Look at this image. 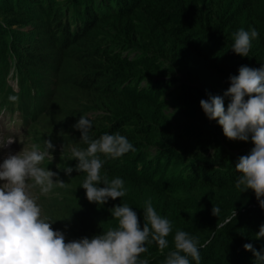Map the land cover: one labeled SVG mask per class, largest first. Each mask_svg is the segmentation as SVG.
Returning <instances> with one entry per match:
<instances>
[{"label": "trees", "instance_id": "1", "mask_svg": "<svg viewBox=\"0 0 264 264\" xmlns=\"http://www.w3.org/2000/svg\"><path fill=\"white\" fill-rule=\"evenodd\" d=\"M94 2L104 7L95 9ZM0 13L1 34L16 24L36 30L24 37L12 33L23 38L21 50L11 36L0 40V96L16 95L2 82L14 52L22 91L27 89L18 98L25 132L47 111L39 123L46 140L68 152L86 148L73 127L84 115L92 121L93 139L119 132L133 144L135 151L119 158L101 154V175L132 179L149 190L154 209L174 228L168 247L146 243L140 259L164 264L182 230L205 245L199 248L200 264H256L243 245L264 253V237L255 235L264 225V208L254 190L235 186L240 175L235 164L254 143L228 139L200 101L219 95L227 109L230 77L239 75L241 66L264 65V0H0ZM241 27L259 32L249 57L230 48ZM169 105L173 117L166 113ZM77 163L71 159L57 168L65 187L38 199L51 211L54 230L66 241L92 238L112 227L110 209L121 203L132 207L143 226L144 204L127 194L102 206L79 195L75 188L86 174L75 170ZM68 166L70 176L63 170ZM161 166L169 177L155 176ZM214 204L219 217L212 215ZM218 221L222 228H216Z\"/></svg>", "mask_w": 264, "mask_h": 264}, {"label": "clouds", "instance_id": "2", "mask_svg": "<svg viewBox=\"0 0 264 264\" xmlns=\"http://www.w3.org/2000/svg\"><path fill=\"white\" fill-rule=\"evenodd\" d=\"M232 36L231 50L249 57L251 42L259 37V32L256 28L245 30L241 27ZM230 81L224 93L231 98L227 109L219 95L201 99L200 105L209 120H216L222 126L228 139H251L254 143L250 153L240 156L235 164L240 174L235 186L242 192L254 190L260 207L264 208V65L259 68L241 66L239 75L231 76ZM9 100L15 101L16 97L9 96ZM73 127L81 131L80 140L87 146L71 147L70 159H77L75 170L86 174L80 186L86 190L89 202L102 206L109 198H123L125 181L101 175L104 161L100 155L119 158L135 151L133 144L119 132L104 133L93 139L89 135L92 121L84 115ZM54 148L51 140H45L43 150L33 145L30 151L23 149L9 154L0 163V181H3L0 184V264H148L147 260L139 258L147 251L146 243L155 242L161 250L168 247L166 238L172 232L171 222L157 213L150 200L143 207V227L132 207L121 203L110 209L117 221L116 227L104 229L92 238L66 241L62 231L52 228L54 221L42 217L41 207L29 192L32 186H39L42 193L57 186L65 187L63 180L53 179L58 173L40 167ZM63 170L69 176L73 172L70 166ZM29 181L33 183L30 185ZM220 211L214 204L212 215L219 217ZM231 215L237 217L236 209ZM223 226L218 221L216 228ZM255 235L257 239L264 237V225ZM204 246L197 237L178 230L174 235L175 250L167 254L164 264H190L189 257L200 264L199 248ZM243 247L253 252L256 264H264V254L252 244L246 243Z\"/></svg>", "mask_w": 264, "mask_h": 264}, {"label": "rangeland", "instance_id": "3", "mask_svg": "<svg viewBox=\"0 0 264 264\" xmlns=\"http://www.w3.org/2000/svg\"><path fill=\"white\" fill-rule=\"evenodd\" d=\"M99 5H102V7H104V5L100 2H94V6L95 9L100 10L101 7ZM1 14V18L0 21H3L4 19V15L2 13ZM69 20H71L69 18ZM10 30H12L11 33H7V34H1L0 33V40L2 41H7V37L11 36L12 39H16V41H23L24 36H28V35H35L36 34V30L33 24H16L14 26H9ZM12 33H17V35H20V38L15 37ZM16 35V34H15ZM11 46L10 44H8V47ZM23 44L22 42L19 44L20 50L23 48ZM133 56V55H132ZM6 70V67H4V72ZM5 76H6V72H5ZM4 78V77H3ZM3 85L5 86V81L4 79H2ZM170 100V99H169ZM172 103V102H171ZM47 111H44L42 116L39 118L38 122L33 124L31 126V128L25 132L24 134H20L21 130H20V124L19 122L15 121L14 119H11L9 115L6 114H0V152L1 151H6L7 153L10 154H17L20 151H22L23 149L26 151H30L32 149L33 145H37L40 147L41 150L44 149L45 146V140H46V132H44L41 127H40V120L42 119V117L46 114ZM96 112L92 111L90 113V115L95 114ZM166 113L170 114L171 117H173V113H174V109L172 108L171 105H169V109L166 111ZM178 125H176L177 127ZM9 140H14L11 144L6 143ZM64 148V151H63ZM52 152V154L50 153V155L48 157L45 158V160L42 162V164L40 165V167H43L45 169L49 168L50 170H52L53 172H57V168H59L62 164H64L67 161H70V157H71V153L68 152L67 147L63 146V145H55V148L50 150ZM63 151V157L61 156V153ZM157 170V169H156ZM155 170V171H156ZM154 171V172H155ZM167 172V173H166ZM161 176V175H165L166 177H169V172L166 171V169H162V166L158 169V171L155 173V176ZM147 176V175H146ZM59 178V174L58 177H53V179H57ZM130 181H134L132 179H129ZM129 180H124L125 181V189H126V194H127V199L131 198H135V200L137 202H141L142 204L145 205L146 201H151L152 206L154 205V202H152V200L150 199L151 197L149 196L150 191L147 190L146 192H144L143 189L139 188V186L134 185L133 183H131ZM30 185L33 183L32 181L28 182ZM137 183V182H136ZM170 182H164L163 184L166 185L167 187L169 186L171 191H175V187L170 186L169 184ZM1 184V183H0ZM169 184V185H168ZM171 185H175V184H171ZM75 187V186H74ZM56 187H54L51 191H49L48 193H42L39 189V186H32L29 188V192L30 194L36 199L37 204L41 207V213H42V217L47 218L49 220H51L49 214L51 213V211H49L48 208H43V203L40 204L39 202V198L43 197V196H47V195H51L53 193H55ZM75 191H77L80 194H86L84 192V188L80 187L79 185H77V187L75 188ZM150 197V198H149ZM138 199V200H137ZM140 200V201H139ZM159 210H157L158 212ZM112 227H116L117 226V221L116 220H112ZM141 224V222H140ZM143 227V226H142ZM172 229H174L172 227ZM150 238V237H149ZM256 250L260 251L262 254H264L261 250V248H256L254 247ZM252 253V252H251ZM217 259L221 260V257H219L217 255ZM253 260H255V257H252ZM241 262V260H240ZM239 264H243V263H239ZM245 264V262H244ZM248 264V263H247ZM251 264V263H250Z\"/></svg>", "mask_w": 264, "mask_h": 264}]
</instances>
